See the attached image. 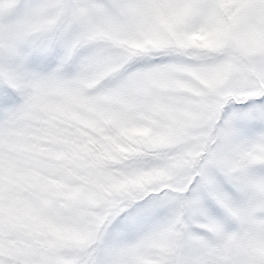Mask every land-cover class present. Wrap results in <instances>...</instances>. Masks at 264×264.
<instances>
[{
	"label": "snow or ice",
	"instance_id": "obj_1",
	"mask_svg": "<svg viewBox=\"0 0 264 264\" xmlns=\"http://www.w3.org/2000/svg\"><path fill=\"white\" fill-rule=\"evenodd\" d=\"M0 264H264V0H0Z\"/></svg>",
	"mask_w": 264,
	"mask_h": 264
}]
</instances>
